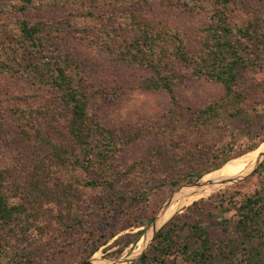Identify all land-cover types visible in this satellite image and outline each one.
Instances as JSON below:
<instances>
[{"label":"trees","instance_id":"obj_1","mask_svg":"<svg viewBox=\"0 0 264 264\" xmlns=\"http://www.w3.org/2000/svg\"><path fill=\"white\" fill-rule=\"evenodd\" d=\"M39 1L0 0V8L8 3L14 13L24 15L42 8ZM42 1L48 5V0ZM150 1L101 0L113 7L114 13L84 15L86 22L81 25L91 22L94 28H88L82 38L72 30L68 34L60 31L58 24L27 19L16 22L7 44L11 62L4 67L57 92L62 108L59 113L67 124L63 128L66 139L54 141L46 157L30 164L33 173L29 171L16 181L9 170H0V259L7 264H53L65 257L71 262L78 254L83 261L90 259L105 245L91 227L99 223L101 212L115 209L127 199L124 191L135 189L137 194L129 196L135 202L139 191L153 180L177 187L220 170L224 163L207 169L198 164L205 155H216L208 139L209 124L216 121L223 125L228 111L233 119L251 121L246 101L254 91L242 86L240 70H249L258 63L254 59L259 53L264 54V14L251 15L249 10L234 22L230 10L232 6L252 9L264 0H211L210 23L196 32L142 21L133 9ZM191 1L196 6L205 2ZM53 2L51 7H58L59 0ZM82 41L83 55L94 54L112 67L144 70L149 76L142 89L169 95L171 109L159 124L140 128L124 141L116 129L93 117L91 97L98 99L104 89L92 94L85 88L91 68L83 56L69 48ZM198 81L221 86L223 96L203 108L183 111L176 88ZM256 89L262 91L261 87ZM186 123L191 127L188 132ZM25 128L31 127L21 128L29 138ZM153 136L168 141H157L139 160L123 168L121 158L128 145ZM176 169L185 172L178 178L164 177ZM69 171L73 176L64 180L61 173ZM86 190H101L103 194L98 201L81 203ZM208 215L212 213L207 212L204 219ZM181 218L174 217L158 232L139 264H235L236 253L255 240L261 241L258 255L264 264V195L248 198L236 208L235 215L219 222L218 234L204 226L203 217L185 222ZM84 230L90 236L83 243L71 244L69 250L61 244L62 237L71 238ZM50 232L55 234L56 246L47 255L37 246L24 248L25 243L33 239V244L35 238Z\"/></svg>","mask_w":264,"mask_h":264},{"label":"rangeland","instance_id":"obj_2","mask_svg":"<svg viewBox=\"0 0 264 264\" xmlns=\"http://www.w3.org/2000/svg\"><path fill=\"white\" fill-rule=\"evenodd\" d=\"M100 2L59 0L58 7H51L54 4L53 0H48L47 6L40 0L39 4L43 5L42 8L29 10L24 15L14 13L8 3L0 8V170H9L16 181L21 180L22 176L27 175L29 171L34 172L30 164L46 157L52 150L54 141L60 143L66 139L63 136V128L67 122L63 113H59L62 108L57 92L49 86L39 85L37 82L24 78L22 74L14 73L4 67L11 62L12 56L7 52L8 37L13 35L16 22L27 19L58 24L60 31L66 30L65 33L68 34L67 31L72 30L75 35L79 34L78 36L82 38L88 28H94V23L91 25V22L81 25L82 22H86L84 15L94 12L97 16L107 12L114 13L113 7ZM101 4L106 7V10ZM213 9L211 0H205L199 6L191 0H151L133 11H136L142 21L149 24H167L196 32L209 25ZM249 10L251 15L262 16L264 4L257 3L252 9L232 6L230 10L232 21L235 22L245 12L249 14ZM118 12L115 9V13ZM71 42L69 40V45ZM82 44L83 41L69 48L71 52L83 56L82 58L87 62L86 66L91 68L90 73L88 72L90 78H87L85 88L92 94L96 90L104 89V94L99 95L98 99L91 97L90 113L93 117L104 126L116 129L124 141L129 140L140 128L159 124L171 109L170 99L165 92H146L142 89L141 84L149 74L141 69L112 67L110 63H104L94 54L83 55ZM259 54V58L254 59V62H258L257 64L251 66L249 70H240L242 86L254 91L246 101L251 121L233 119L228 111L223 125L216 121L210 123L207 130L208 139L212 140L211 146L216 155L209 157L205 155L198 161L200 168L207 169L214 164L224 163L220 169L222 170L230 163L264 145V54ZM260 87L262 91H257L256 88ZM176 93L181 105L185 106L182 109L184 111L187 107L203 108L212 102L219 101L223 96V89L217 84L198 81L187 82L177 87ZM18 109L23 112L19 113ZM23 113L25 115H22ZM186 117L189 115L187 114ZM21 118L24 120L22 121ZM24 126L31 127L25 128L29 138L21 133V128ZM184 129L188 132L191 127L186 123ZM159 140L164 143L168 141L163 136L160 138L153 136L128 145L121 158L123 168L139 160L148 148ZM249 170L241 177L250 173ZM217 171L205 174L204 179ZM184 172L185 169H176V171L168 172L164 177L178 178ZM61 175L64 180L71 179L73 176L70 171L62 172ZM199 181L184 182L177 187H172L171 185L162 186L161 182L153 180L145 185L143 191H139V195L136 196L139 199L135 202H132L129 196H134L137 191L135 189L132 192L124 191L123 195L127 196V199L121 201L117 208H109L101 212L99 223L91 227V230L94 229L102 236L101 241L105 245L88 260H81V255L78 254L76 257H71V262L65 257L53 264H81L90 260H99V264H103L104 261L135 258L141 249L140 241L145 235L150 234L151 226L168 198L181 187L196 184ZM101 194H103L101 190H86L81 203L98 201ZM256 194L264 195V162L256 174L245 181L213 191L206 197L183 206L163 227L176 216H181L182 222L192 221L194 217L199 219L203 217L204 226L212 233L218 234L221 231L218 223L235 215L236 208ZM83 210L86 209L83 208ZM207 212H211L212 215L204 219ZM89 236L87 230H84L77 232L71 238L62 237L60 241L69 250L71 244L79 245ZM35 239L37 241L33 244V239L30 243H25L24 248L37 246L47 255L56 246L55 234L52 232ZM93 239L97 240L95 237ZM138 239H140L139 242H137ZM152 246L145 254L149 253ZM260 247V240L247 242L236 253L235 264H262L258 255ZM0 263L7 264L5 259H0ZM139 263L140 261L135 264Z\"/></svg>","mask_w":264,"mask_h":264},{"label":"bare ground","instance_id":"obj_3","mask_svg":"<svg viewBox=\"0 0 264 264\" xmlns=\"http://www.w3.org/2000/svg\"><path fill=\"white\" fill-rule=\"evenodd\" d=\"M264 157V145L260 147L258 150L250 153L249 155L240 158L229 165L225 166L220 171L214 172L204 179V181L207 180H226V179H235L240 178L247 170L250 168L256 166L257 162L260 159H263ZM237 175V176H236ZM223 188L222 186H215L213 188L207 187L202 190H200L197 193H194L195 190L189 189L187 190V196L186 198H182L178 200L176 203H173L171 208L165 213L164 217L160 220V224L162 225L167 222L180 208L183 206L189 205L199 199H202L206 197L208 194L212 193L213 191H217L219 189ZM152 235L147 234L144 236V238L140 241L139 245L140 248H142L145 243L151 238Z\"/></svg>","mask_w":264,"mask_h":264},{"label":"water","instance_id":"obj_4","mask_svg":"<svg viewBox=\"0 0 264 264\" xmlns=\"http://www.w3.org/2000/svg\"><path fill=\"white\" fill-rule=\"evenodd\" d=\"M264 162V157L263 159H260L255 168L248 173L246 176L244 177H240V178H235V179H226V180H216V179H212V180H207L204 181V177L196 184H188L185 185L183 187H181L180 189L176 190L167 200V202L164 204L162 210L160 211V213L158 214V216L156 217V219L154 220L151 229H150V235L151 238H149V240L145 243V245L140 249L138 255L135 258H128V259H123V260H111V261H104L103 264H135L139 261H141L142 257L145 255V253L147 252V250L153 245V243L155 242V238L156 235L158 234V232L163 228V225L166 223H164L162 225V223L160 224V220L164 217L165 213L171 208V206L173 205V203H176V201H178V199H182V198H186L187 196V190L189 189H193L195 190L194 193L199 192L200 190L210 187L213 188L215 186H222V187H226V186H230L233 184H238L242 181H245L246 179L254 176L256 174V172L261 168L262 164ZM149 234V233H148ZM81 264H99V260H90L88 262L85 263H81Z\"/></svg>","mask_w":264,"mask_h":264}]
</instances>
